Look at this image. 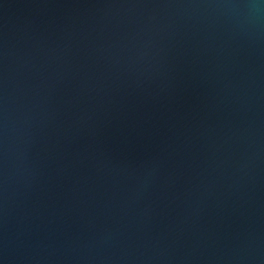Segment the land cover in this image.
Wrapping results in <instances>:
<instances>
[{"label":"water","instance_id":"95a60500","mask_svg":"<svg viewBox=\"0 0 264 264\" xmlns=\"http://www.w3.org/2000/svg\"><path fill=\"white\" fill-rule=\"evenodd\" d=\"M0 264H264V0H0Z\"/></svg>","mask_w":264,"mask_h":264}]
</instances>
